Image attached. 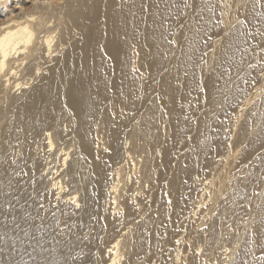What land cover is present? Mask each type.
<instances>
[{"label":"bare ground","instance_id":"6f19581e","mask_svg":"<svg viewBox=\"0 0 264 264\" xmlns=\"http://www.w3.org/2000/svg\"><path fill=\"white\" fill-rule=\"evenodd\" d=\"M175 3L0 0V264H264V0Z\"/></svg>","mask_w":264,"mask_h":264},{"label":"rangeland","instance_id":"374dc122","mask_svg":"<svg viewBox=\"0 0 264 264\" xmlns=\"http://www.w3.org/2000/svg\"><path fill=\"white\" fill-rule=\"evenodd\" d=\"M255 100L257 101V98H256V97H255V99H253V100L249 103L250 105L248 104L249 106L246 105L250 110H248V108H247L246 106H245L246 108L244 107L245 109H243L242 111L240 110V107H238V106H237V107H238V110H237V109H233L234 106L232 107V109H233V110H236L237 113L235 112V113H230V114H232V115L235 114V116L237 115L236 117H237V118L239 117L240 119H239V118L237 119L235 116H232V115H230L229 113H227V111H228L229 108L231 107L230 105L233 104V103H231L230 105H228L229 107L226 106L227 108H226L225 106L223 107V105L221 106V108L218 107L219 109H222V110H218V108H215V109H214V110H215V114H218V112H219V115H220L221 112H222L223 115H225V116H224L225 119L227 118V119L224 120V122H223L224 125H223V129H222V131H223V136L225 135L224 137L229 136V134H231V132H230L229 134H227V133H228V128H227V127H224L225 125H226V126H228V125H232V129H231V131L234 129L233 131H234L235 133H239V134H236V137H235V136H234L235 133L232 131V132H233V133H232L233 135L231 134V136H233V137L235 138V141H236L237 139L240 138V133H241V131H243V129L245 130L246 127H248V128L251 127L252 129H254V131H253V130L251 131L252 133L249 132L250 134H253V133L257 130L256 124H257V126H259V122H260L261 120H259V119L256 118V117H252V116H253L252 113L255 112V111L257 110V108H258V106H257V102H256ZM253 102H254V103H253ZM252 103H253V105H252ZM250 106H251V107H250ZM254 107H255V108H254ZM223 108H225L226 110L223 109ZM227 109H228V110H227ZM251 109H252V110H251ZM255 109H256V110H255ZM217 110H218V111H217ZM224 110H225V111H224ZM246 110L249 112L248 114H247V111H246ZM231 112H234V111H231ZM240 112H242V113H240ZM243 112L246 113V114H245L246 118L244 117ZM224 113H225V114H224ZM226 114H227V116H229V117H227ZM238 114H240V116H241V114H242V117H240ZM249 114H250V115H249ZM221 115H222V114H221ZM221 117H222V116H221ZM233 117H234V118H233ZM250 117H251V118H250ZM228 118H229V119L231 118L232 120L234 119V121H232L233 124H232L231 121H230L231 119L228 120ZM243 118H244V119H243ZM221 119H222V118H221ZM251 119H252V120H251ZM254 119H255V120H254ZM257 120H259V121L256 123ZM225 121H227V122H225ZM229 121H230V122H229ZM239 121H240V122H239ZM241 121H242V122H241ZM252 121H253V122H252ZM254 121H255V122H254ZM236 122H238V123H237L238 125H236ZM249 122H250V123H249ZM245 123H246L247 125L241 126V125H243V124H245ZM254 123H255V124H254ZM254 125H255V126H254ZM253 126H254V127H253ZM241 127H243V128H241ZM224 128H225V130H226L227 132L224 130ZM235 128H236V130H235ZM251 128H250V130H251ZM255 128H256V129H255ZM237 129H238L239 131H238ZM240 129H241V130H240ZM236 131H238V132H236ZM225 132H226V134H225ZM263 133H264V132H263ZM237 135H238L239 137H237ZM263 136H264V135H262V138H263ZM234 138H232V139H234ZM227 141H228V140H227ZM238 141H240V140H238ZM246 141H247V140H246ZM246 141H245V142L243 141V142H241V143L238 142V143H239V146H241L242 143L246 144ZM263 141H264V138L262 139V143H263ZM236 142H237V141H236ZM226 144H227V142L225 141V144L223 143V145H222V146H223L222 149L224 148L223 150H225V148H226V147H225ZM263 144H264V143H263ZM245 146H246V145H245ZM245 146L242 145L241 147H237V151H238V152H237V151L235 152V153H236V159L241 158V155H240V154H242V150H241V149L244 148ZM262 147L264 148V145H262ZM222 149H221V150H222ZM234 150H235V149H234ZM234 150H233V151H234ZM239 150H241V153H240ZM160 151H161V150H160ZM258 151H260V152H258ZM262 152H264V149L261 148L260 150H257L254 154H257V153L259 154V153H260L261 155H264V154H262ZM239 153H240V154H239ZM237 154H238V155H237ZM258 154H257V158L260 159V156H261V155H259V157H258ZM239 155H240V156H239ZM253 157H254V159H256V158H255V157H256L255 155H253ZM253 157H252V158H253ZM263 157H264V156H262L261 159L264 160ZM254 159H252V160L254 161ZM253 161H252V162L249 161V164H248L249 166H247V167H250L251 169L245 167V168H243V170H242L243 173H247V172H248V173H250L251 176H252L253 172L255 171L254 166H255V161H256V160H255L254 162H253ZM250 163H251V164H250ZM252 163H253L254 165H253ZM250 165H251V166H250ZM263 165H264V163H263ZM255 167H256V166H255ZM246 168H247V169H246ZM252 168H253V169H252ZM260 168H261V169H259V171H260V172H263V173H259V175L261 174L260 176H261V180H262V183H261L262 185H261L260 189H263V191H264V185H263V184H264V171H262V170H264V167L262 166V167H260ZM245 170H246V171H247V170H250V171L245 172ZM248 173H247V175H248ZM247 175L241 177V179H243V180L246 181L247 179H249V177H251V176L248 177ZM262 177H263V178H262ZM258 185H259V184H255L254 186H258ZM263 195H264V192H263ZM262 202H264V201H263V200L261 201V203L259 204V205H260L259 207H260L261 210L263 209V211H264V204H263ZM241 203H242V202H241ZM261 205H262V206H261ZM236 226H237V225L235 224V225H234V228H236ZM237 228H238V226H237ZM234 230H235V229H234ZM239 230H240V229H239ZM240 232H241V230H240ZM235 233L237 234V233H239V231H238V230H235ZM204 234L206 235L207 232H205ZM239 234H240V233H239ZM230 235H231V234H230ZM227 238H229V237H227ZM187 254H188V253H186V256H185V259H184V260H185V261H184L185 263H187V261H188V260L186 259ZM226 254H227V253H224L223 256H225ZM226 257L228 258V256H226ZM227 258H226V259H227ZM226 263H227V262H225V263H224V262L221 263L220 260L216 258L214 264H226Z\"/></svg>","mask_w":264,"mask_h":264},{"label":"snow or ice","instance_id":"6c2138e0","mask_svg":"<svg viewBox=\"0 0 264 264\" xmlns=\"http://www.w3.org/2000/svg\"><path fill=\"white\" fill-rule=\"evenodd\" d=\"M168 0H165V3H167ZM256 5H259L261 3V0H254ZM179 3L183 4L184 8L191 9L193 18L200 17V13L204 11V5L208 3V0H179ZM159 8V4L156 5ZM174 6H179V4L175 3L174 0ZM202 19V17H200ZM180 27H184V24H180ZM79 207V205H77Z\"/></svg>","mask_w":264,"mask_h":264}]
</instances>
